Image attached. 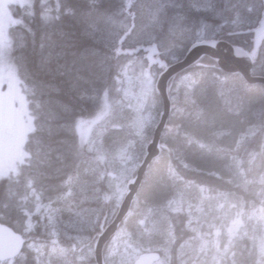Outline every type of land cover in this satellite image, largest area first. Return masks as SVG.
Returning a JSON list of instances; mask_svg holds the SVG:
<instances>
[{
	"label": "trees",
	"instance_id": "trees-1",
	"mask_svg": "<svg viewBox=\"0 0 264 264\" xmlns=\"http://www.w3.org/2000/svg\"><path fill=\"white\" fill-rule=\"evenodd\" d=\"M171 1L57 0V13L49 20L38 0L31 8H10L16 20L9 28L11 55L26 87L34 129L24 145L26 163L18 174L0 178V222L25 238L21 251L0 264H94L92 241L116 206L122 184L117 180L120 162L127 156L131 164L137 162L144 151L142 135L133 133L129 124L138 112L125 104L121 130L115 129L119 112L112 106L109 116L92 129L98 131L94 137L84 135L106 98L125 102L106 90L121 62L138 55L144 62L141 67L148 64L158 73L160 67L149 63L148 54L158 62H170L194 41L209 38L253 49L264 0ZM162 2L167 3L148 20L145 9ZM214 63L203 56L170 80L171 115L162 133L163 147L144 173L130 217L121 224L123 230L103 248L106 264H131L132 257L127 259L131 249L153 247L161 251V258L167 256L166 264H214L210 252L204 254V238L214 228L217 207L225 201L234 204L235 215L239 211L240 224L215 264H264V238L254 219L264 211V84L248 83ZM251 72L264 76V35L255 45ZM153 95L155 118L161 101L156 92ZM151 131L152 125L143 134ZM107 169L113 177L102 175ZM133 170L131 166L122 177L128 178ZM106 191L111 202L104 199Z\"/></svg>",
	"mask_w": 264,
	"mask_h": 264
},
{
	"label": "rangeland",
	"instance_id": "rangeland-1",
	"mask_svg": "<svg viewBox=\"0 0 264 264\" xmlns=\"http://www.w3.org/2000/svg\"><path fill=\"white\" fill-rule=\"evenodd\" d=\"M33 2L34 0H0V178L9 174L15 175L19 171L21 164L25 161L24 144L27 135L34 129L33 114L30 111L28 98L25 93L26 87L18 76L16 62L11 55L12 45L9 36V27L16 22V20L11 16L10 8L13 5L31 8L33 6ZM38 2L45 20H49L56 15L58 8L57 0H38ZM166 3L167 2L159 3L152 9L151 12L147 11L148 20L153 19V17L155 18V16L158 15ZM169 4L171 6L174 5L172 2ZM184 54L185 53H183V55ZM138 58V55H130L128 59L121 62V65L118 67L119 69L112 77H110L112 82L109 85V88L106 89L107 92L112 95H115L119 98L123 97L125 102L123 103V101L118 99L116 100L114 98L113 101H110L106 98L103 101L101 111L97 112L95 118L87 124L84 131L85 136L89 135L90 138L92 136L94 137L95 130L92 131V129H94V127H99L101 122L106 119L107 113L111 112L112 106H114V109L119 112L118 123L116 124L115 129L121 130L125 122V112L123 110L125 104L126 106H130L134 111L138 112V117L134 118L135 120L133 119L132 121H129V124L133 125V133L140 135V138L142 135V142L144 146L143 149L145 150L149 139L152 137L151 133H153L154 123L157 121L159 115L158 114L156 116V119L153 118L154 111L151 110V108L153 109L155 103L153 92H155L154 85L158 73H156L154 69H152L148 64H146L144 67H141L140 65L142 61H140V58ZM175 60L176 59L170 60V62ZM250 73L252 74V72ZM146 103L148 104L146 105ZM150 125H152V131L150 134L148 135L146 132L143 134V130L145 131V128ZM107 136L111 139V135ZM89 141L91 142V140ZM107 145L109 146V141ZM143 155L144 151L141 155V158ZM140 160L141 159L132 164L131 159L128 156L126 159L123 158V160H121V166H119L117 170V180L121 181L122 184L119 188V193L116 199V207L114 206V209L111 210L113 211V214L115 213V209H117L118 203L125 192L127 182L135 174ZM151 162H149V164ZM131 166L134 169L133 174L128 178L122 177L123 172L129 169ZM109 172L111 171L108 169L104 170L103 175L105 173L108 174ZM113 176L114 174L112 173L111 177ZM143 179L144 177L141 180L142 182ZM105 196H107L108 201L113 199V197L111 198L110 192L107 193L106 191ZM217 211L219 216L214 223V228H212L210 230L211 232L204 238V254L206 256L207 251L210 250L208 251L211 254L209 261L214 260V264L221 260L222 256L219 255H221L222 252L224 255L227 251L226 248L231 242V237L236 232L240 224V219L238 216L239 211L237 212L238 214L236 216L233 203H228L225 201L222 204V208L217 207ZM130 213L131 212L129 211L126 214V216L123 218L124 220L122 219L120 224L126 221V218L130 217ZM210 218L212 219V217ZM254 219L260 223V233L264 238V211L256 214ZM110 220L111 219H109V221ZM119 226L120 227L115 234H118L120 230H123L121 225ZM226 242L227 245H225ZM102 251L105 252L104 249H102ZM138 252L139 251L134 250V248L131 249L127 253V259L130 257L133 259ZM228 254H230V252ZM166 260L167 256L165 258H161L155 264H166ZM206 260L207 259L205 258L204 262Z\"/></svg>",
	"mask_w": 264,
	"mask_h": 264
},
{
	"label": "water",
	"instance_id": "water-1",
	"mask_svg": "<svg viewBox=\"0 0 264 264\" xmlns=\"http://www.w3.org/2000/svg\"><path fill=\"white\" fill-rule=\"evenodd\" d=\"M264 35V18L260 21V26L255 30V45L261 36ZM254 45V49H255ZM254 50L248 52L239 45L231 44L230 42L220 39H203L194 42L183 57L166 64V62L158 63L157 67L163 65L161 71L158 73L155 80V91L161 100V110L159 112L158 120L155 122L153 129V137L149 145L144 150V155L138 164L135 175L128 181L126 192L119 204L118 210L111 218L110 222L101 226L100 231L96 234L92 244L93 259L95 264H105L102 249L105 243L113 236L118 228L120 218L125 214L130 202L134 196L135 190L139 185L142 173L152 158L154 153L159 152L157 135L166 126L168 116L171 111V101L168 94V84L173 75L186 68L190 63L208 56L213 58L226 72L238 73L244 79L250 82H256L254 78L260 83L264 84V78L251 77L249 71L251 69L252 57ZM149 63L158 62L157 59H152L148 54ZM24 243V237L14 231L11 227L0 222V261L10 259L17 255ZM160 257L157 251H142L134 259L132 264H152Z\"/></svg>",
	"mask_w": 264,
	"mask_h": 264
},
{
	"label": "bare ground",
	"instance_id": "bare-ground-1",
	"mask_svg": "<svg viewBox=\"0 0 264 264\" xmlns=\"http://www.w3.org/2000/svg\"><path fill=\"white\" fill-rule=\"evenodd\" d=\"M172 2V1H171ZM224 2V1H223ZM226 3V2H225ZM227 4V3H226ZM224 5V4H223ZM215 6V5H214ZM219 6V5H218ZM189 8V7H188ZM152 7H150V8H146L145 9V12H147V11H149V12H151L152 11ZM189 10V9H188ZM155 11V10H154ZM194 12V11H193ZM196 12V11H195ZM205 13V12H204ZM217 12H215V14H216ZM184 14V13H183ZM195 14V13H194ZM203 14V13H202ZM220 14V13H219ZM190 15H192V14H190ZM212 16V15H211ZM122 17V16H121ZM156 17V16H155ZM215 17V16H214ZM196 18H197V16H196ZM222 18V17H221ZM153 19H154V17H153ZM191 19V18H190ZM209 19V18H208ZM213 19V18H212ZM192 20V19H191ZM217 20V22H218V19H216ZM196 22H197V20H195ZM205 21V20H204ZM210 22V21H209ZM123 23V22H122ZM189 23V22H188ZM211 23V22H210ZM209 23V24H210ZM238 23V22H237ZM214 24V23H213ZM212 24V25H213ZM250 24V23H249ZM187 25V24H186ZM193 25V24H192ZM205 25V24H204ZM208 25V24H207ZM211 25V24H210ZM222 25V24H221ZM238 25V24H237ZM244 25V24H243ZM255 26V25H254ZM183 27V26H182ZM192 27V26H191ZM197 27V26H196ZM235 27V26H234ZM237 27H239V26H237ZM244 27H246V26H244ZM234 29V28H233ZM237 29V28H236ZM234 31V30H233ZM149 32V31H148ZM152 32V31H151ZM176 32V31H175ZM186 32V31H185ZM138 33V32H137ZM136 33V34H137ZM188 33V32H187ZM245 33V32H244ZM146 34V33H145ZM161 34H163V33H161ZM186 34V33H185ZM190 34V33H189ZM249 34V33H248ZM144 35V34H143ZM151 35H152V33H151ZM148 36V35H147ZM237 36V35H236ZM139 37V36H138ZM209 37V36H208ZM207 37V38H208ZM185 38V37H184ZM251 38V37H250ZM162 39V38H161ZM178 39V38H177ZM181 39V38H180ZM220 39H222V38H220ZM262 39V38H261ZM174 40V39H173ZM224 40H226V39H224ZM237 40V39H236ZM250 40V39H249ZM182 41V40H181ZM196 41H201V40H196ZM196 41H194V42H196ZM226 41H228V40H226ZM253 41V40H252ZM193 42V43H194ZM228 42H230V41H228ZM174 43V42H173ZM193 43H191L190 44V46L193 44ZM231 43V42H230ZM252 43V42H251ZM231 44H234V43H231ZM235 45H237V44H235ZM189 46V47H190ZM189 47L187 48V50L189 49ZM242 47V46H241ZM242 48H244V47H242ZM245 50H247L248 52H252L253 50H254V54H253V57H254V55H255V49L253 48V49H251V50H248V49H246V48H244ZM187 50H185L186 52H187ZM170 52V51H169ZM185 52V53H186ZM257 54V53H256ZM140 55V54H139ZM161 55H163V54H161ZM184 56V55H183ZM183 56H181V57H183ZM167 57V56H166ZM180 57V58H181ZM208 57V56H207ZM253 57H252V63H253ZM180 58H178V59H180ZM210 59H211V57H209ZM139 59V58H138ZM142 59V58H141ZM178 59H176V60H178ZM204 59V58H203ZM207 59V58H206ZM175 60V61H176ZM198 60V59H197ZM197 60H195L194 62H192V63H190L187 67H189V66H191L192 64L194 65V63L197 61ZM211 60H213V58L211 59ZM167 61V60H166ZM198 61H200V59L198 60ZM215 63V65L216 66H218L220 69H222L223 71H224V69L215 61V60H213ZM143 62V61H142ZM172 62H174V61H172ZM205 62V61H204ZM144 63V62H143ZM169 63H171V62H166V64H169ZM142 65V64H141ZM140 65V66H141ZM195 66V65H194ZM204 66V65H203ZM186 67V68H187ZM192 67V66H191ZM199 67V66H198ZM217 67V68H218ZM251 67H252V64H251ZM186 68H184L183 70H186ZM204 68V67H203ZM159 69V68H158ZM188 69V68H187ZM199 69V68H198ZM252 69V68H251ZM251 69H250V71H249V74H250V76L251 77H255V78H264V76H262V75H254V74H251L250 72H251ZM183 70H181V72L183 71ZM190 70V69H189ZM198 71V70H197ZM191 72V71H190ZM229 73V72H228ZM180 74V71L179 72H177L175 75H173L172 76V78L175 76V77H177L176 75H179ZM194 74V73H193ZM215 74H216V72H215ZM220 77V76H219ZM230 77V76H229ZM172 78H171V80H172ZM224 79V78H223ZM238 79H239V76H238ZM178 80V79H177ZM218 80V79H217ZM221 80V79H220ZM253 81H256V82H254V83H257L258 81L257 80H255L254 78L252 79ZM190 81V80H189ZM223 82H224V80H222ZM243 81V80H242ZM245 81H246V79H245ZM248 81V80H247ZM246 81V82H247ZM250 81H248V83H249ZM219 83H220V81H219ZM182 84V83H181ZM180 84V85H181ZM218 84V83H217ZM225 84V83H224ZM224 84H223V86H224ZM244 85H245V83H244ZM175 86V85H174ZM178 87V86H177ZM244 87V86H243ZM221 88V87H220ZM225 88V87H224ZM173 89V88H172ZM187 89V88H186ZM222 90H223V88H222ZM172 97H173V95H171ZM231 98V97H230ZM234 98H235V96H234ZM233 97L231 98V99H234ZM237 99V98H236ZM242 99V98H241ZM159 100V99H158ZM171 100V99H170ZM38 101V100H37ZM161 101V100H160ZM40 102V101H39ZM229 102V101H228ZM233 102V101H232ZM174 103V102H173ZM227 104V103H226ZM237 104V103H236ZM155 105H157V104H155ZM232 105H234L233 103H232ZM228 106V105H227ZM157 107V106H156ZM160 107H161V105H160ZM235 107V106H234ZM238 107H239V104H238ZM232 107H230V109H231ZM240 108V107H239ZM236 109V108H235ZM230 112V111H229ZM233 113V112H232ZM235 113H236V111H235ZM237 114V113H236ZM235 114V115H236ZM245 114H247V113H245ZM171 115V114H170ZM156 116V115H155ZM159 116V115H158ZM244 117V116H243ZM252 117H253V115H252ZM255 117V116H254ZM154 118V117H153ZM259 118V117H258ZM155 119H156V117H155ZM168 119H169V117H168ZM158 120V119H157ZM255 121H257V120H255ZM168 122V121H167ZM258 122V121H257ZM170 123V122H169ZM227 124V123H226ZM209 125V124H208ZM213 125V124H212ZM253 125V124H252ZM251 125V126H252ZM155 126V125H154ZM168 126V125H167ZM217 128V127H216ZM251 128V127H250ZM253 128V127H252ZM148 129V128H147ZM153 129H154V127H153ZM165 129V127L161 130V132L157 135V137H158V145H159V152H157V153H154L153 154V156H152V158L149 160V162H151V161H153V159H155L156 157H158L159 156V154H160V151H161V147H163V144H164V142H162V139H161V137H162V133H163V130ZM205 129V128H204ZM226 129V128H225ZM244 129V128H243ZM221 130V129H220ZM167 131V130H166ZM202 131V130H201ZM246 131V130H245ZM196 132V131H195ZM254 132V131H253ZM259 132V131H258ZM200 133V132H199ZM216 133V132H215ZM227 133H228V131H227ZM226 133V134H227ZM247 133V132H246ZM152 134V137H153V133H151ZM188 134H189V132H188ZM191 134H193V133H191ZM213 134V133H212ZM243 134V133H242ZM164 135V134H163ZM181 135V134H180ZM200 135V134H199ZM220 135V134H219ZM167 136V135H166ZM188 136V135H187ZM195 136V135H194ZM210 136V135H209ZM216 137L215 135H212V137ZM236 136H237V134H236ZM257 136V135H256ZM263 136V135H262ZM152 137L149 139V141H148V143H147V145H146V147L149 145V143H150V140L152 139ZM173 137V136H172ZM241 137V136H240ZM260 137V136H259ZM205 138V137H204ZM211 138V137H210ZM195 139H198V138H195ZM201 139V138H200ZM236 139V138H235ZM164 141V140H163ZM191 141V140H190ZM202 141V140H201ZM207 141V140H206ZM206 141L204 142V143H206ZM218 141V140H217ZM179 142V141H178ZM251 142H253V141H251ZM257 142H259V140H257ZM201 143V142H200ZM243 144V143H242ZM262 144H264V143H262ZM224 145V144H223ZM225 146V145H224ZM226 147V146H225ZM172 148V147H171ZM201 148V147H200ZM236 148V147H235ZM252 148V147H251ZM199 149V148H198ZM202 149V148H201ZM207 149V148H206ZM233 150V149H232ZM231 150V151H232ZM215 151V150H214ZM235 151V150H234ZM145 153V152H144ZM204 153H205V151H204ZM209 153V152H208ZM218 153V152H217ZM237 153V152H236ZM216 154V153H215ZM214 154V155H215ZM222 154V153H221ZM257 154H259V153H257ZM179 156V155H178ZM189 156V155H188ZM209 156V155H208ZM261 156V155H260ZM143 157V156H142ZM165 157V156H164ZM203 157V156H202ZM201 157V158H202ZM230 157V156H229ZM233 157V156H232ZM236 157V156H235ZM177 158V157H176ZM175 158V159H176ZM179 158V157H178ZM228 158V157H227ZM244 158V157H243ZM246 158V157H245ZM142 159V158H141ZM205 159V158H204ZM229 159V158H228ZM190 160V159H189ZM141 161V160H140ZM140 161H139V163H140ZM215 161V160H214ZM149 162L147 163V165H146V167H145V169H144V171H143V173H142V176H141V179H140V182H139V185H138V187L136 188V190H135V193H134V196H133V198H132V201L130 202V204H129V206H128V209H127V211L125 212V214H123V216L120 218V220H119V223H118V228L120 227L119 225H121L120 224V222H121V220L126 216V214L129 212V210L130 209H132L133 208V202L134 201H136V197H137V191H139L138 190V188H139V186H140V184H141V180H142V178H143V175H144V173L146 172V169H147V166H148V164H149ZM168 162V161H167ZM170 162V161H169ZM252 162V161H251ZM193 163V162H192ZM235 163V162H234ZM167 164V163H166ZM177 164V163H176ZM91 165V164H90ZM179 165V164H178ZM188 165V164H187ZM187 165H186V167H187ZM224 165V164H223ZM222 165V166H223ZM232 165V164H231ZM190 166V165H189ZM227 166H228V164H227ZM138 167V166H137ZM181 167V166H180ZM224 167V166H223ZM234 167V166H233ZM238 167V166H237ZM253 167H254V165H253ZM179 168V167H178ZM185 168V167H184ZM225 168V167H224ZM263 168V167H262ZM187 169V168H186ZM226 169H228V168H226ZM94 170V169H93ZM137 170V169H136ZM182 170V169H181ZM234 171V170H233ZM182 172V171H181ZM195 172V171H194ZM220 172V171H219ZM228 172H229V170H228ZM109 173H111V172H109ZM238 173V172H237ZM190 174V173H189ZM210 174V173H209ZM227 174V173H226ZM235 174H236V172H235ZM242 174V173H241ZM95 175V174H94ZM102 175H103V173H102ZM135 175V174H134ZM133 175V176H134ZM93 176V175H92ZM132 176V177H133ZM179 176H181V175H179ZM222 176V175H221ZM229 176V175H228ZM131 177V178H132ZM216 177V176H215ZM261 177H263L264 178V175H262ZM261 177H259V178H261ZM130 178V179H131ZM194 178V177H193ZM229 178V177H228ZM227 178V179H228ZM231 178V177H230ZM258 178V179H259ZM90 179V178H89ZM129 179V180H130ZM128 180V181H129ZM174 180V179H173ZM182 180V179H181ZM243 180V179H242ZM261 180V179H260ZM263 181H264V179H263ZM263 181L261 180V184H263ZM199 182H200V180H199ZM258 182V181H257ZM260 182V181H259ZM90 183V182H89ZM91 183H92V181H91ZM100 183V182H99ZM128 183V182H127ZM190 183V182H189ZM206 183V182H205ZM208 183V182H207ZM248 183V182H247ZM180 184V183H179ZM250 184H251V182H250ZM89 185V184H88ZM102 185H103V183H102ZM210 185V184H209ZM222 185V184H221ZM241 185V184H240ZM258 185V184H257ZM177 186V185H176ZM185 186V185H184ZM237 186V185H236ZM259 186V185H258ZM260 187H261V185H260ZM90 188V187H89ZM99 188V187H98ZM126 188H127V185H126ZM208 188V187H207ZM246 188V187H245ZM174 189H175V187H174ZM182 189H183V187H182ZM236 189V188H235ZM96 190V189H95ZM103 190V189H102ZM187 190H188V188H187ZM216 190V189H215ZM193 191V190H192ZM196 191V190H195ZM212 191V190H211ZM125 192H126V189H125ZM125 192H124V194H125ZM172 192V191H171ZM177 192V191H176ZM231 192V191H230ZM95 193V192H94ZM97 193V192H96ZM108 193V192H107ZM170 193V192H169ZM194 193V192H193ZM198 193V192H197ZM124 194H123V196H124ZM191 194V193H190ZM83 195V194H82ZM92 195V194H91ZM176 195V194H175ZM189 195V194H188ZM260 195V194H259ZM100 196V195H99ZM123 196H122V198H123ZM213 196V195H212ZM227 198H228V196L227 195H225ZM169 197V196H168ZM192 197V196H191ZM94 198V197H93ZM100 198V197H99ZM122 198H121V200H122ZM184 198V197H183ZM234 198V197H233ZM83 199V198H82ZM85 199V198H84ZM98 199V198H97ZM104 199L105 200H107L108 201V198H107V196H105L104 197ZM193 199V198H192ZM201 199V198H200ZM211 199V198H210ZM235 199V198H234ZM99 200V199H98ZM109 200H111V199H109ZM121 200H120V202H121ZM194 200V199H193ZM202 200V199H201ZM201 200H200V202H201ZM228 200H230L229 198H228ZM250 200V199H249ZM248 200V201H249ZM82 201V200H81ZM208 201H209V199H208ZM239 201V200H238ZM80 202V201H79ZM86 202V201H85ZM93 202H95V201H93ZM102 202V201H101ZM111 202V201H110ZM120 202L118 203V206H117V209H115L114 211H115V213L117 212V210H118V207H119V204H120ZM203 202V201H202ZM90 203V202H89ZM196 203V202H195ZM208 203V202H207ZM86 204V203H85ZM97 203H95V205H96ZM109 204V203H108ZM107 204V205H108ZM208 204H210V203H208ZM87 205V204H86ZM92 205H94V204H92ZM91 205V206H92ZM110 205V204H109ZM237 205H238V203H237ZM240 205V204H239ZM131 206H132V208H131ZM192 206V205H191ZM243 206V205H242ZM113 207V206H112ZM116 207V206H115ZM199 207V206H198ZM85 208H87V207H85ZM100 208V207H99ZM136 208V207H135ZM138 208V207H137ZM203 208V207H202ZM88 209H90V207H88ZM94 209V208H93ZM96 209H97V207H96ZM103 209V208H102ZM101 209V210H102ZM113 209H114V207H113ZM139 209H141V207L139 208ZM106 210H108V209H106ZM246 210V209H245ZM99 211V210H98ZM98 211H95L96 213L98 212ZM131 211V210H130ZM140 211V210H139ZM138 211V212H139ZM212 211V210H211ZM132 212V211H131ZM137 212V211H136ZM137 212V213H138ZM140 212H142V211H140ZM87 213V212H86ZM90 213V212H89ZM115 213H114V215H115ZM143 213V212H142ZM215 213V212H214ZM214 213L212 212V215L210 214V217H213V215H214ZM88 214V213H87ZM102 214V213H101ZM134 214V213H133ZM141 214V213H140ZM138 215V214H136V216L138 215V216H141V215ZM192 214V213H191ZM109 215V214H108ZM114 215H112V217L114 216ZM144 215V214H143ZM142 215V216H143ZM236 215H237V213H236ZM102 216H103V214H102ZM186 216V215H185ZM208 216V215H207ZM241 216V215H240ZM86 217H87V215H86ZM106 217V216H105ZM88 218V217H87ZM91 218H92V216H91ZM108 218V217H107ZM89 219H90V217H89ZM96 219V218H95ZM106 219V218H105ZM111 219V218H110ZM98 220V219H97ZM104 220V219H103ZM124 220V219H123ZM206 220H207V218H206ZM243 220V219H242ZM84 221V220H83ZM88 221V220H87ZM96 221V220H95ZM109 221V220H108ZM253 221V220H252ZM90 222H91V220H90ZM110 222V221H109ZM108 222V223H109ZM204 222H206V221H204ZM99 223V222H98ZM126 223V222H125ZM206 224V223H205ZM86 225V224H85ZM88 225V224H87ZM90 225V224H89ZM132 225H133V223H132ZM207 225V224H206ZM91 226V225H90ZM154 226V225H153ZM93 227V226H92ZM91 227V228H92ZM162 227V226H161ZM205 227V226H204ZM204 227H202V228H204ZM260 227V226H259ZM89 228V227H88ZM118 228H117V230H118ZM125 228V227H124ZM128 228V227H127ZM155 228V227H154ZM157 228V227H156ZM179 228H181V227H179ZM241 228V227H240ZM72 229H74L73 227H72ZM126 229V228H125ZM201 229V228H200ZM204 229H207V227L206 228H204ZM209 229V228H208ZM207 229V230H208ZM78 230V229H77ZM117 230L115 231V233L117 232ZM128 230V229H127ZM135 230V229H134ZM151 230V229H150ZM158 230V229H157ZM203 230V229H202ZM64 231V230H63ZM164 231V230H163ZM201 231V230H200ZM129 232H131V231H129ZM138 232H140L139 230H138ZM161 232V231H160ZM64 233V232H63ZM81 233V232H80ZM114 233V234H115ZM113 234V235H114ZM62 235V234H61ZM139 235V234H138ZM190 235V234H189ZM140 236V235H139ZM142 236H144V235H142ZM149 236V235H148ZM155 236V235H154ZM187 236V235H186ZM141 237V236H140ZM162 237V236H161ZM185 237V236H184ZM67 239V238H66ZM85 239V238H84ZM134 239V238H133ZM145 239V238H144ZM148 239V238H147ZM190 239V238H189ZM238 239V238H237ZM78 240V239H77ZM68 241V240H67ZM78 241H81L80 240V238H79V240ZM92 241V240H91ZM162 241V240H161ZM161 241H160V243H161ZM169 241V240H168ZM93 242V241H92ZM182 242V241H181ZM192 242V241H191ZM64 243V242H63ZM147 243V242H146ZM159 243V244H160ZM164 243V242H163ZM196 243V242H195ZM194 243V244H195ZM76 244V243H75ZM165 244V243H164ZM162 245V244H161ZM184 245V244H183ZM87 246V245H86ZM155 246V245H154ZM182 246V245H181ZM194 246V245H193ZM64 247V246H63ZM75 247V246H74ZM145 247V246H144ZM147 247V246H146ZM162 247H163V245H162ZM162 247H158V248H162ZM165 247V246H164ZM192 247V246H191ZM65 248V247H64ZM76 248V247H75ZM87 248V247H86ZM85 248V249H86ZM157 248V247H156ZM171 248V247H170ZM186 248H187V246H186ZM81 249V248H80ZM106 249V248H105ZM163 249V248H162ZM194 249V248H193ZM232 249V248H231ZM146 250H148L147 248H146ZM153 250H156V251H160V250H157V249H154V247H153ZM181 250V249H180ZM179 250V251H180ZM191 250V249H190ZM195 250V249H194ZM83 251V250H82ZM105 251H107V250H105ZM167 251V250H166ZM185 251V250H184ZM192 251V250H191ZM202 251V250H201ZM208 251H210V250H208ZM92 252V251H91ZM161 252V251H160ZM168 252H169V250H168ZM183 252V251H182ZM186 252V251H185ZM227 252V251H226ZM225 252V253H226ZM77 253V252H76ZM80 253V252H79ZM87 253V252H86ZM105 252H103L102 251V254H103V258H105V256H106V254H104ZM107 253V252H106ZM179 253V252H178ZM81 254V253H80ZM177 254V253H176ZM184 254V253H183ZM206 254H208V253H206ZM87 255V254H86ZM105 255V256H104ZM162 255V254H161ZM175 255V254H174ZM69 256V255H68ZM88 256V255H87ZM180 256V255H179ZM185 256V255H184ZM191 255H189V257H190ZM200 256V255H199ZM219 256H222V255H219ZM249 256V255H248ZM45 257V256H44ZM58 257H59V255H58ZM61 257V256H60ZM163 257V256H162ZM188 257V258H189ZM193 257V256H192ZM253 257V256H252ZM84 258V257H83ZM165 258V257H164ZM203 258V257H202ZM250 258H251V256H250ZM256 258V257H255ZM93 259V258H92ZM67 260H68V258H67ZM107 260V259H106ZM172 260V259H171ZM190 260V259H189ZM250 260V259H249ZM71 261H72V258H71ZM86 261V260H85ZM186 261V260H185ZM193 261V260H192ZM196 261V260H195ZM200 261V260H199ZM50 262V261H49ZM60 262L61 261H59V264H60ZM66 263H67V261H65ZM65 262L64 263H62V264H65ZM74 262V261H73ZM110 262V261H109ZM262 262V261H261ZM111 263V262H110ZM171 263H173V262H171ZM178 264V263H177ZM225 264V263H224ZM254 264V263H253Z\"/></svg>",
	"mask_w": 264,
	"mask_h": 264
}]
</instances>
